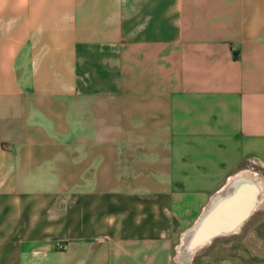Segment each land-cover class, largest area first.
Instances as JSON below:
<instances>
[{
	"label": "crops",
	"instance_id": "0c3cea01",
	"mask_svg": "<svg viewBox=\"0 0 264 264\" xmlns=\"http://www.w3.org/2000/svg\"><path fill=\"white\" fill-rule=\"evenodd\" d=\"M258 163L264 0H0V264H264L179 249Z\"/></svg>",
	"mask_w": 264,
	"mask_h": 264
},
{
	"label": "bare ground",
	"instance_id": "6f19581e",
	"mask_svg": "<svg viewBox=\"0 0 264 264\" xmlns=\"http://www.w3.org/2000/svg\"><path fill=\"white\" fill-rule=\"evenodd\" d=\"M240 174L245 178L239 179V175L230 178L229 190H227L229 192H220L214 196L212 204L207 206L208 213L202 221L206 228L204 227L202 233L189 244V251L208 241L214 234L231 229L261 200L263 192L253 172L246 170ZM248 199L249 201H247ZM188 236L189 232L182 241H187ZM182 246H180V250H182Z\"/></svg>",
	"mask_w": 264,
	"mask_h": 264
},
{
	"label": "water",
	"instance_id": "95a60500",
	"mask_svg": "<svg viewBox=\"0 0 264 264\" xmlns=\"http://www.w3.org/2000/svg\"><path fill=\"white\" fill-rule=\"evenodd\" d=\"M240 173H241V172H240ZM240 173H238L236 176L239 175V179H243V178H245V177H244L243 175H241ZM253 174H254V176H255V178H256V174H255V173H253ZM246 178H247V177H246ZM228 183H229V181H228ZM228 183H227L226 187H225L224 189H222L221 191H219L217 194H219L220 192H221V193L229 192V191H227V190H229ZM217 194H215L214 196H216ZM214 196L212 197V199L210 200V202H209L208 205H211V204H212ZM247 198H248V197H247ZM247 201H249V199H248ZM258 203H259V202H258ZM258 203H257V205H258ZM246 204H248V203H246ZM246 204H245V206H246ZM208 205H207V206H208ZM257 205H256V206H257ZM245 206H244V207H245ZM256 206H255V207H256ZM254 209H255V208H254ZM254 209L250 210V211L247 213V215H246L245 217L241 218V220H239V221L236 223V225L233 226L231 229L226 230V231H224V232H220V233H216V234H214L212 237H210V239H209L208 241H206L205 243H203V244H201V245L195 247L194 250L189 251V250H188V249H189V244H190L191 242H193V240H195L196 237H198V235H199L200 233H202V231L204 230V227L206 228L205 224H204V225L202 224L203 218H204V217L206 216V214L208 213V212H207L208 210H207V207H206L205 210H204V212L202 213V215H201L200 218L198 219L197 223H196V224L192 227V229H190V231H189L188 239H187V241H185V244H186L185 246H186V247H185V248L183 247V249H182V254H183V256H184L185 258H189V257H191V254H192L196 249H198L199 247L205 245L206 243H208L209 241H211L213 238H215V237H217V236H220V235H225V234H229V233H232V232L236 231V230L240 227V225H241V224H242L247 218H249V216L251 215V213H252V211H253Z\"/></svg>",
	"mask_w": 264,
	"mask_h": 264
},
{
	"label": "rangeland",
	"instance_id": "374dc122",
	"mask_svg": "<svg viewBox=\"0 0 264 264\" xmlns=\"http://www.w3.org/2000/svg\"><path fill=\"white\" fill-rule=\"evenodd\" d=\"M254 169H251V168H248V170H252L251 172L255 173L256 174V179L258 180L259 182V185L261 186V189H262V197H261V200L259 201L258 205L255 207V209L252 211L251 215L249 216V218L246 219V223H245V226L248 222H250L252 219L256 218L257 216L259 215H262L264 214V168L261 166V164H254L253 165ZM244 228V226H243ZM183 245V246H182ZM185 242L182 241V249L183 247L185 248ZM180 249V247H179Z\"/></svg>",
	"mask_w": 264,
	"mask_h": 264
}]
</instances>
